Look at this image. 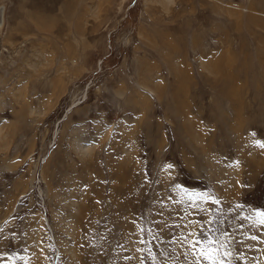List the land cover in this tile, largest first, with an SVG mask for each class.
I'll return each mask as SVG.
<instances>
[{
  "label": "rangeland",
  "instance_id": "rangeland-1",
  "mask_svg": "<svg viewBox=\"0 0 264 264\" xmlns=\"http://www.w3.org/2000/svg\"><path fill=\"white\" fill-rule=\"evenodd\" d=\"M0 26V264H209V228L264 264V0H0Z\"/></svg>",
  "mask_w": 264,
  "mask_h": 264
},
{
  "label": "snow or ice",
  "instance_id": "snow-or-ice-1",
  "mask_svg": "<svg viewBox=\"0 0 264 264\" xmlns=\"http://www.w3.org/2000/svg\"><path fill=\"white\" fill-rule=\"evenodd\" d=\"M256 146H258L261 149H264V143H261L259 140L256 141ZM167 167L170 169L172 166L167 165ZM201 199L207 200L209 198L201 197ZM212 203L215 204L217 203V201L213 200ZM257 215L261 217L260 223H264V213H257ZM209 223H211V221H209ZM220 223H223V221H221ZM214 231H221V230L219 228L214 230L209 228L206 231H201L200 232L201 239H196L195 233H191L190 235L193 236V239L188 241V243L192 247L194 253L196 251V246L201 245L202 247H200V251L198 255L202 256L203 259L207 260L209 264H223V261H219L217 259L220 250L215 247V245L218 243V240L214 239L213 237ZM221 234L227 235V233L225 232H221ZM225 255H231V253H225Z\"/></svg>",
  "mask_w": 264,
  "mask_h": 264
},
{
  "label": "crops",
  "instance_id": "crops-1",
  "mask_svg": "<svg viewBox=\"0 0 264 264\" xmlns=\"http://www.w3.org/2000/svg\"><path fill=\"white\" fill-rule=\"evenodd\" d=\"M255 80V79H254ZM260 88V86H259V84L257 83L255 86H254V88Z\"/></svg>",
  "mask_w": 264,
  "mask_h": 264
},
{
  "label": "bare ground",
  "instance_id": "bare-ground-1",
  "mask_svg": "<svg viewBox=\"0 0 264 264\" xmlns=\"http://www.w3.org/2000/svg\"><path fill=\"white\" fill-rule=\"evenodd\" d=\"M1 27V26H0Z\"/></svg>",
  "mask_w": 264,
  "mask_h": 264
}]
</instances>
